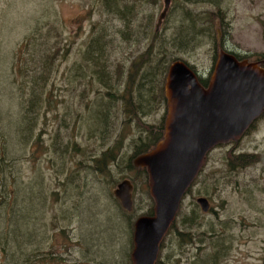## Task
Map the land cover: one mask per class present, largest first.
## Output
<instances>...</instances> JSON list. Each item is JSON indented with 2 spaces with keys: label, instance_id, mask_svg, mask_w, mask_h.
I'll use <instances>...</instances> for the list:
<instances>
[{
  "label": "rangeland",
  "instance_id": "rangeland-1",
  "mask_svg": "<svg viewBox=\"0 0 264 264\" xmlns=\"http://www.w3.org/2000/svg\"><path fill=\"white\" fill-rule=\"evenodd\" d=\"M127 1L135 3L132 14L137 15L132 18V22L129 21L130 27L112 13L103 14L99 10L98 0H0V122L8 132V152L15 155L19 151L14 158H24L17 164L20 170L18 174L23 179L10 186L11 194H15V215L44 213L45 216L44 226L32 224L45 237L41 253L36 255L42 258L37 264H113V260L115 264H124L127 255L131 264V227L139 216L150 208L152 210L154 205L149 195L147 175L145 181L140 173L133 193L134 214L127 215L113 190L123 179L130 178L114 170V165L109 167L115 172L113 175H104V172L93 168V157L99 156L112 142L101 145L81 138L84 144L79 143L81 135L78 128H82L80 123L86 114V104H96L106 89L97 85L90 91L82 90L83 85L75 77L79 67L75 70L73 64L83 59L81 51L101 25L108 24L106 27L111 30L109 37L112 43L108 45V50L110 60L116 66L115 75L120 72V65L126 69L131 60L141 54H144L142 59L148 60L165 55V60L169 61L168 68L171 59L181 58L193 66L198 76L206 79L207 83L215 65L213 49L216 57L218 49H222L242 56L243 60L264 61V0H219L225 25L221 28L223 33L219 32L216 36V44L210 40L198 44L200 39L206 37L205 31L197 36L194 47L181 49L183 51L180 52L172 51V37L180 25L186 24L182 20L193 13L216 11L213 2L171 0L168 14L156 30L164 0ZM105 19L110 22H103ZM195 24L197 29L199 22ZM192 31L187 30L186 34L193 35ZM196 33L199 34L198 31ZM29 40L28 47L26 43ZM40 43L46 49L51 46L54 54L53 62H49L52 63L50 75L44 88L45 99L50 98L51 101L41 109L42 121L35 131V134L42 133L41 141L26 144L23 149L17 142L18 135L24 132L22 128L17 131V127L23 124L19 118L23 116L21 92L23 86L26 87L21 83L22 73L26 74L25 70L34 66L33 59L38 58L36 50ZM26 78L30 82L29 74ZM116 84L117 81L114 82ZM95 87L102 91L97 93ZM124 87L123 83L119 85L120 90ZM128 88L133 89L134 84ZM23 90L26 95L29 93V90ZM104 104L114 106L108 98ZM111 109L114 110V126L118 132L122 125L121 105ZM150 109L141 122L154 126L160 119L165 121L167 107L151 106ZM64 114L72 125L71 129L65 131L66 140L75 145H88L83 146L81 153L74 151L71 145L69 152L63 156L60 150L54 152L48 149ZM127 130V137L131 133L136 136V127L131 126ZM121 146L118 163L124 169L128 156L132 154V137ZM92 148L95 149L94 154ZM31 153L33 155L28 158L26 155ZM80 160H84V164L77 165ZM71 172L75 174L70 183L66 179ZM199 174L195 183L188 188L191 191L185 193L180 202L172 223L173 230H168L160 244L159 264H194L195 254H204L206 251L211 254L214 250L217 251L215 264H262L264 121L249 127L237 142L215 146L207 155ZM130 181L134 184V181ZM199 197L208 199L210 208L207 212L202 211L197 203ZM189 213L194 218L193 229L182 224ZM3 214L8 218L12 216L0 209V215ZM23 223L18 222L22 229L25 228ZM14 227L18 228L16 222ZM210 231L213 238L209 237ZM177 232L186 235L187 239L191 233V238L189 241L183 239ZM202 239L204 241L199 242ZM217 240L218 247H213V242ZM1 261L0 250V264Z\"/></svg>",
  "mask_w": 264,
  "mask_h": 264
},
{
  "label": "trees",
  "instance_id": "trees-1",
  "mask_svg": "<svg viewBox=\"0 0 264 264\" xmlns=\"http://www.w3.org/2000/svg\"><path fill=\"white\" fill-rule=\"evenodd\" d=\"M204 1L206 2L208 0ZM209 1L213 2V5L216 7V11L193 13L191 15L192 17H189L191 21L188 17H185L182 22H185L186 24L180 25L175 36L172 37V51L180 52L183 51L181 49L186 50L194 47L197 44L194 42L197 39V36L205 31L207 32L205 35L206 37L200 39V37H202L201 35L198 38L201 42H198V44L204 43L205 40H210L214 45L216 44V36L219 34V32L220 34L223 33L221 28L225 25L224 12L219 7V0ZM196 2L201 3L202 0H192V3ZM98 3L99 10H101L103 14L106 12L108 13L107 15L112 13L116 16L115 18L123 20L125 26L128 25L131 17L130 15H127V10L132 11V3L130 4L127 0H98ZM197 21L199 22V25L196 29L195 23ZM103 22L110 21L109 19H105ZM107 25L108 24L101 25L94 32L85 45L83 51H81L83 59L80 62L78 61L76 64H73V69L77 70L79 67V72H76L75 77L80 82V84L83 85L82 90L90 91V89L97 85H101L106 89L104 91L105 93L103 97L99 98L96 104L88 106L85 102L87 107L86 114L82 117L80 123V126L82 127L81 130L78 128V132L81 135V137L79 136V143L84 144L81 142V138L99 142L101 145H106L108 142H112L106 150L101 151L102 153H100L99 156L93 157V168L96 171L104 172V175H113L115 172L112 171L113 169H109V167L114 165L116 168L114 170L121 171L122 176L129 177L132 181H134L133 185L135 192V182L139 177L138 174L142 173L143 177L145 178L144 180L146 181L147 173L144 167H137L135 166L134 162L132 164L133 159L153 149L157 143L162 140L164 135L165 121L163 119H160L154 126L149 124L145 125L143 122H141V120H143V117L152 110L150 109L151 106H153V108H166L167 103L165 97V80L169 61L165 60V55H161L160 58L156 60H148L147 58L142 59L144 54H141L136 59L131 60L129 66L126 69H123V66L120 65V72L115 75L114 69H116V66L114 65L113 61L110 60L111 58L108 50V45L112 43V39L109 37V32L111 30L109 27H106ZM128 27L130 26L128 25ZM180 30H182L181 33ZM187 30H193L192 33L194 34L190 36L187 35ZM196 31H198L199 34H197ZM26 45L29 47L30 40L26 43ZM39 46L41 47V43L38 45L36 50V52H38V58L35 60L33 59L34 66L30 68V70H25L26 74L22 73L23 80L21 83L22 85H26V87L23 86V89L29 90L27 95L23 89L21 92V97L24 101L22 104L23 116L19 118L21 121H23V124L21 127H17V131L20 130V128H22L24 131L21 135H18L19 139H17V142L23 147V149L25 148L26 144L29 145L32 142L36 144L41 141L42 133L39 131V134H35V131L42 121V115L40 113L41 109L43 107H47L51 101L50 98L45 99L44 88L50 75L49 73L52 63L49 64V62L51 60L53 62L54 58L52 56L54 54H52L53 50L50 49L51 46H49L47 49L44 48L45 46H42L40 49ZM230 53L235 55L238 60H243L242 56H239L234 52ZM215 59L216 53L213 49L214 62H216ZM171 60L173 62L175 60L182 59L174 58ZM188 65L190 66V64ZM190 67L194 70L193 66ZM136 70L140 72H137ZM69 71H71V69H69ZM27 74L30 76V82L26 78ZM199 79L203 85L207 84L206 79ZM115 81H117L116 85H114ZM121 83L125 85L123 90L119 89V85ZM130 84H134L133 89L128 88ZM95 89L97 93L102 91L99 87H95ZM107 98L114 103V106H105L104 100ZM119 104L121 105L122 111V125L121 130L117 132V129L114 126L116 121L113 114L114 110L111 108H118ZM61 117L62 119L59 120L57 129L55 130V134L51 141L52 147L50 146L48 149H53L54 152H58L60 150L63 153V156L69 152L68 148L71 145L74 151L81 153L83 151V146L88 147V145L81 146L79 143L78 145H75L70 140H66L65 131H68L69 128L71 129L72 125L70 124V120L67 118L66 114L62 115ZM80 119L81 115L78 119V122ZM131 126L137 128V134L136 136H133L131 133L130 136L127 137L125 134L128 132V130L125 131V129ZM116 132L117 134H115ZM124 135L125 137H123ZM8 137V132L1 121L0 209L3 211H8L12 214L10 218H8L6 214L0 215V250L2 253L1 264H37L36 262L42 258H37L36 255L41 253L45 237L44 233L39 228L33 227L32 224L34 225L35 223H39L44 226L46 220L44 213L38 215L37 213H31L29 215L26 213H20L15 215V194H11L10 186L23 179L18 174L20 173V170L17 168V164L24 158L21 156L14 158L16 154L19 153V151L15 155H12L8 152ZM113 137L114 140L112 141ZM130 137H132L133 142L132 154L128 156L125 168L121 169L118 163L119 153L122 149L121 145ZM73 142L77 143V141ZM54 148L57 150H54ZM92 149L94 154L95 149ZM32 155L33 153L26 156L29 158ZM28 160L31 162V159ZM81 164H84V160H80L77 163V165ZM14 170L17 172L16 174H14ZM74 174V172H71V175L67 177L66 181H69L70 183L73 182ZM189 189L187 193L191 191ZM17 200L18 197L16 195V201ZM128 214H134V207L132 208L131 212L127 213V215ZM151 214L152 210L150 208L149 211H147L144 215ZM190 215V213L186 215L185 219L182 221V224L187 226V228L188 226H192L193 229V225L195 223L192 222L194 221V218H192ZM20 221H22V223L24 222V229L19 226L18 222ZM15 222L18 228L14 227ZM132 222L133 221H131V224ZM28 225L31 227H26ZM173 227L174 225H172V227L170 226V231L173 230ZM132 231L133 228L131 227V233ZM177 235L179 237L181 236L183 239H187L186 235L180 232H177ZM188 237L189 238L187 240L189 241L191 238V233L188 234ZM209 237L213 238L214 235L211 234ZM203 241L204 239L200 240L199 242ZM218 242L219 240L213 242V244H215L213 247H218ZM200 254L201 252L194 255V264H215L217 258L216 250H214L211 254H208L207 251L204 254ZM113 264H115L114 260ZM124 264H130L128 255L124 260ZM156 264H159V259L157 260Z\"/></svg>",
  "mask_w": 264,
  "mask_h": 264
},
{
  "label": "water",
  "instance_id": "water-1",
  "mask_svg": "<svg viewBox=\"0 0 264 264\" xmlns=\"http://www.w3.org/2000/svg\"><path fill=\"white\" fill-rule=\"evenodd\" d=\"M167 7L165 0L159 21ZM165 97L162 140L133 160L146 169L154 205L152 215H141L134 222L131 264H156L160 244L208 152L218 144L240 140L264 111V68L218 49L213 73L203 85L185 61L175 60L166 75ZM132 188L130 180L123 179L113 190L127 212L132 210ZM197 203L208 211L206 197L197 198Z\"/></svg>",
  "mask_w": 264,
  "mask_h": 264
},
{
  "label": "flooded vegetation",
  "instance_id": "flooded-vegetation-1",
  "mask_svg": "<svg viewBox=\"0 0 264 264\" xmlns=\"http://www.w3.org/2000/svg\"><path fill=\"white\" fill-rule=\"evenodd\" d=\"M130 3H132V2H130ZM171 4H172V2H171V0H168V7H167V9H166V12H165V15H164V17L162 18V19H160V21H159V17H160V15H161V13L164 11V7H165V0H164V7H163V10H162V12L160 13V15H159V17H158V22L160 23L159 24V27H160V25H161V23H162V21H164V19H165V16L168 14V11H169V9H170V6H171ZM131 6H132V8H134V3H132L131 4ZM133 10V9H132ZM135 13V12H134ZM127 15H130V17H131V22L133 21V17L134 16H136L137 17V15H133L132 14V11H130V10H127ZM132 15V16H131ZM158 27V28H159ZM158 28H156V30H158ZM255 62H257V64L260 66V67H262V68H264V61H255ZM263 122L264 121V111L260 114V116L253 122V124L251 125V126H253L255 123H258V122ZM133 192H134V185H133ZM133 197V196H132ZM210 208V207H209ZM127 213H129V212H127ZM172 227V226H171ZM263 263H264V258H263ZM262 263V264H263ZM72 264H76V263H72ZM80 264V263H79ZM83 264H87V263H83Z\"/></svg>",
  "mask_w": 264,
  "mask_h": 264
}]
</instances>
